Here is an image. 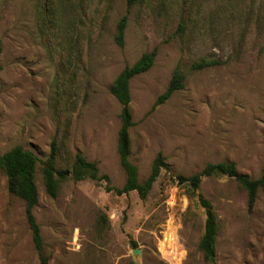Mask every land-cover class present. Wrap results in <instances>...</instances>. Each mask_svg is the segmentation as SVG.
I'll list each match as a JSON object with an SVG mask.
<instances>
[{
  "label": "rangeland",
  "instance_id": "obj_1",
  "mask_svg": "<svg viewBox=\"0 0 264 264\" xmlns=\"http://www.w3.org/2000/svg\"><path fill=\"white\" fill-rule=\"evenodd\" d=\"M154 47L152 66L129 80V160L139 182L159 152L167 167L145 198L89 178L59 181L51 197L42 161L52 141L57 168H71L79 152L110 185L124 184L111 85ZM175 71L182 88L155 105ZM17 145L39 158L32 212L47 264H211L199 248L204 208L177 175L228 161L261 175L264 0H0V154ZM198 191L215 213L216 263L264 264V188L250 211L245 189L226 175L204 177ZM0 264H40L25 202L1 169Z\"/></svg>",
  "mask_w": 264,
  "mask_h": 264
},
{
  "label": "trees",
  "instance_id": "obj_2",
  "mask_svg": "<svg viewBox=\"0 0 264 264\" xmlns=\"http://www.w3.org/2000/svg\"><path fill=\"white\" fill-rule=\"evenodd\" d=\"M142 0H126L127 6ZM126 16H122L116 26L115 41L120 46L123 45L124 29ZM156 47L148 52H144L140 58L132 65L126 66L113 80L111 93L115 96L121 105L120 128L117 138V152L120 165L123 168L126 179L121 187L110 185V179L107 174H99L96 162L87 160L81 153L77 152L71 168L59 169L56 167L57 147L55 141H52L50 152L45 160L42 161V175L45 191L51 196L58 194L59 181L71 178L75 181L89 178L95 181L103 180L106 191H114L117 195L136 190L140 198H145L151 188L152 183L158 177L160 170L167 167L165 157L159 152L152 161L151 171L148 177L143 181L138 180V171L135 164L129 160L130 138L129 128L133 125L132 114L130 111V90L129 80L137 74L147 71L153 64L156 55ZM208 62L193 63L192 68H201L208 65ZM183 77L175 71L170 79L167 89L161 93L155 105L163 103L174 90L183 86ZM39 162L38 156L31 150L25 149L20 145L14 146L0 154V169L4 171L7 177L8 190L11 193L21 197L25 202V214L32 233V240L36 250L39 253L40 264H47V257L42 253L43 242L40 228L33 215L32 209L37 203L38 192L35 183V169ZM226 175L235 179L247 193V208L250 211L253 208L256 193L258 189L264 188V155L261 175L257 178H251L247 174L239 172L233 161L207 163L200 171L183 177L177 175L180 183L186 182L196 193L200 205L204 208L206 215L204 232L199 241V248L203 255L211 264H217L215 260V237H216V217L209 200L198 191L200 183L204 177Z\"/></svg>",
  "mask_w": 264,
  "mask_h": 264
}]
</instances>
